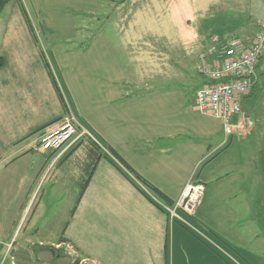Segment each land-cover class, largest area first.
Instances as JSON below:
<instances>
[{"label":"crops","instance_id":"1","mask_svg":"<svg viewBox=\"0 0 264 264\" xmlns=\"http://www.w3.org/2000/svg\"><path fill=\"white\" fill-rule=\"evenodd\" d=\"M106 1L110 9L116 4ZM101 2L10 0L0 13V264H231L232 253L241 256L243 248L264 241V53L257 82L233 118H243L250 130L225 138L221 122L196 109L195 92L187 96L175 85L130 90L134 56L128 27L83 34L85 19L100 24ZM171 2L188 35L191 14L182 10L192 8V0ZM260 19L235 28L241 35L222 22L205 36H252ZM116 37L128 57L127 70L114 47ZM68 112L100 148L113 150L172 203L188 183H201L194 216L176 211L187 224L164 211L165 204L118 161L110 158L115 166L101 157L74 212L73 206L61 229L53 230L37 200L38 187L69 161L76 163L82 184L93 141L80 139L60 155L36 148L41 132L59 125ZM221 243L232 253L224 255Z\"/></svg>","mask_w":264,"mask_h":264},{"label":"rangeland","instance_id":"2","mask_svg":"<svg viewBox=\"0 0 264 264\" xmlns=\"http://www.w3.org/2000/svg\"><path fill=\"white\" fill-rule=\"evenodd\" d=\"M101 1L102 13L98 16L99 19L101 18L100 24L97 25L92 19H90L91 22L85 19L83 25L87 26L88 32L85 29L83 34L93 33L96 29L98 31L104 27H108L107 29L114 27L116 31L121 32L124 27H128L130 34L128 48L131 47L128 50L134 56L132 57L134 71L130 76L132 92L175 85L181 87L187 96H192L202 79L196 68L199 64L197 57L199 52L204 51L206 45L210 44L212 38L209 36L208 39L205 36L206 32L212 27L218 28L217 25L222 22L232 25L235 29L240 25H247L249 20L252 23L257 17H264V0H192V8L182 10L184 16L191 14L185 24L189 34L184 35L178 25L179 19L173 10L171 0H136L133 3L129 0H115L116 4L111 9L108 8L111 5L106 0ZM121 1H127V4L126 2L120 4ZM127 20L133 25L127 23ZM263 20L260 19L258 27ZM108 22L110 24L106 26ZM80 25L81 21H79ZM236 30L233 33L241 35ZM244 34H248V31ZM216 35L212 34V36ZM113 41L122 65L126 70L129 69L128 57L122 51V41L119 37L114 38ZM77 174L76 163L69 161L58 169H53L48 178L38 187L37 200H40L42 210L47 212V220H50L53 230L61 229L67 213L74 206L81 185ZM245 184L246 188L252 189V184L251 186ZM260 188L262 192L260 221L262 236H264V182L262 181ZM244 197L247 198V194ZM217 247L224 255H226L225 250L230 252L222 243ZM15 250L20 251L17 248ZM8 251L11 254L14 250ZM241 251V256L230 252L233 256L231 264H264V241L259 246L255 244L253 248H243ZM56 253L61 255L59 250ZM7 257L9 259L8 254H5L4 259ZM5 264H8V261Z\"/></svg>","mask_w":264,"mask_h":264},{"label":"built area","instance_id":"3","mask_svg":"<svg viewBox=\"0 0 264 264\" xmlns=\"http://www.w3.org/2000/svg\"><path fill=\"white\" fill-rule=\"evenodd\" d=\"M263 53L264 20L252 36L232 40L212 36L210 44L198 55L197 71L204 82L194 93L195 107L200 113L221 122L225 138L244 137L250 130V124L243 118L236 122H233V118L242 113L241 97L248 94L257 82L256 67ZM83 138L95 141L91 132L68 112L59 125L41 132L36 148L41 152L60 155ZM203 193L201 183H188L172 206H161L172 218L187 224L176 211L180 210L187 217L194 216Z\"/></svg>","mask_w":264,"mask_h":264},{"label":"trees","instance_id":"4","mask_svg":"<svg viewBox=\"0 0 264 264\" xmlns=\"http://www.w3.org/2000/svg\"><path fill=\"white\" fill-rule=\"evenodd\" d=\"M10 0H0V13L2 11V9L4 8V6L9 2ZM3 60L2 58H0V67L3 66ZM90 140V139H87ZM91 144V148H90V152H89V159L90 162L88 163V166L85 168V178L83 180V183L80 186V190L78 193V196L76 198L75 204L78 203L80 197L83 194V191L85 190L91 175L94 171V168L96 166L97 161L101 158V157H107L108 160H110V162L114 164V162L110 159L111 157L114 158L116 161H118L131 175L132 177L138 181L141 185H143L149 192H151L152 194H154L160 201H162L165 205L167 206H172L173 203L171 201H169L161 192H159L156 188H154L151 184H149L148 182H146L143 178H141L138 174H136L113 150L107 148V149H102L98 146L97 143H95L94 141L90 142ZM106 155V156H105ZM116 166V165H115ZM126 176V175H125ZM127 177V176H126ZM75 206L73 207V209L71 210V214L74 212ZM60 243L65 242L66 240L63 238H59L58 240ZM56 251V250H54ZM57 252V251H56ZM61 256V255H60Z\"/></svg>","mask_w":264,"mask_h":264}]
</instances>
